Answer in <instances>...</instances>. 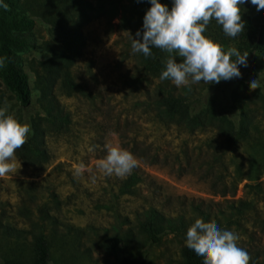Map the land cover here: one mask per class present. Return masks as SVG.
<instances>
[{"label": "rangeland", "instance_id": "rangeland-1", "mask_svg": "<svg viewBox=\"0 0 264 264\" xmlns=\"http://www.w3.org/2000/svg\"><path fill=\"white\" fill-rule=\"evenodd\" d=\"M17 9L35 19L46 53L22 52V65L34 88L47 86L60 117L46 118L37 97L21 108L22 117L40 122V134L37 147L25 143L16 150V167L0 177V259L32 262L35 237L42 234L49 264H117L124 256L177 264L188 227L201 218L238 234L250 260L264 264V174L238 178L251 162L264 163V54L252 53L239 80L230 81L231 99L245 101L236 118L247 136L215 160L213 148L225 146L231 130L227 122L215 119L188 131L157 116L158 78L145 75L131 51L146 13L136 0H21ZM263 15L246 0L239 37H227L214 20L206 35L243 54ZM253 79L261 81L256 90L249 88ZM190 84L198 91L209 85ZM4 103L19 118L20 106L0 76ZM106 144L134 154L137 167L124 177L104 175L96 162L106 156ZM81 163L85 170L75 176ZM153 210L174 228H160L167 220L155 226Z\"/></svg>", "mask_w": 264, "mask_h": 264}, {"label": "clouds", "instance_id": "clouds-1", "mask_svg": "<svg viewBox=\"0 0 264 264\" xmlns=\"http://www.w3.org/2000/svg\"><path fill=\"white\" fill-rule=\"evenodd\" d=\"M246 0H171V8L161 0H148L151 5L144 17L142 28L132 39L131 51L144 57L153 55L157 48L167 53L160 80H170L176 87L191 83L206 84L222 81H237L247 64V53L223 46L206 35L210 20L220 25L229 38H237L244 31L241 5ZM257 14H264V0H248ZM0 8L7 9L5 0ZM175 53V56L172 55ZM176 56L181 57L180 62ZM4 57H0L3 67ZM261 81L253 79L249 88L256 90ZM30 123L22 121L9 111V106H0V177L11 173L16 167L15 152L28 140ZM106 156L96 162V168L106 176L124 177L137 167V159L118 145L106 144ZM85 170L83 163L75 167L74 175ZM96 179L95 176L92 177ZM235 232L221 228L214 222L201 218L188 227L185 246L199 257L202 264H249L250 256L239 246Z\"/></svg>", "mask_w": 264, "mask_h": 264}, {"label": "trees", "instance_id": "trees-1", "mask_svg": "<svg viewBox=\"0 0 264 264\" xmlns=\"http://www.w3.org/2000/svg\"><path fill=\"white\" fill-rule=\"evenodd\" d=\"M21 0H5L8 8H0V57H4L3 67H0V76L6 90L14 96L19 104L17 114L19 119L27 121L31 126V133L26 144H35L37 147V138L39 133L40 122L34 120L30 116L22 117L21 108L30 107L37 97L43 102V108L46 118H59L58 110L55 109L56 103L47 92V86L41 87V91L31 85V79L28 72L25 71L22 63L20 53L25 52L31 48L38 53L45 55V51L40 47L37 36L34 32L36 21L26 11L17 9V5ZM139 8L142 11H147L151 6L148 0H136ZM171 8V0H161ZM142 27H137L138 29ZM257 35L255 41L248 43L244 47V53L249 56L254 52L264 54V15L254 28ZM153 55L144 57L138 53L137 66L145 74H151L158 78L154 86L153 101L157 108V116L161 120H169L175 122L181 127H185L188 131H194L196 128L204 129L212 120H221L227 122L231 126L230 132L223 140L225 146L219 145L213 148L214 159L221 158L223 153L231 150V144L240 137L247 136L246 128H237L239 121L237 120L236 109L241 107L243 99L232 100L229 92L232 90L230 81H222L219 84L210 83L204 90H197L192 84L182 85L176 87L170 80H160V73L165 67V59L167 53L160 49L153 48ZM182 58H176L180 62ZM69 85L77 87L78 84L68 79ZM9 106L8 103H4ZM2 104V105H4ZM1 105V106H2ZM16 113L14 107L9 106V111ZM241 124V122H240ZM254 161L251 162V167L246 173L238 175L241 177L252 178L264 174V163L262 166H253ZM241 170V169H240ZM136 181L138 175L134 174ZM234 189L233 192H235ZM150 220L158 226L157 221L167 220L168 224L165 227L161 222V229L167 232V228H174L173 220L163 218L157 211L153 210L150 214ZM157 224V225H156ZM181 224H184V219H181ZM157 230V229H156ZM154 240H159V237L153 234ZM182 258L177 264H202V261L197 257L192 250L184 246L181 250ZM50 252L47 240L44 235L40 234L35 237V256L32 262H26L15 259H0V264H49ZM117 264H147L145 261L133 260L124 256ZM249 264H258L254 260H250Z\"/></svg>", "mask_w": 264, "mask_h": 264}]
</instances>
